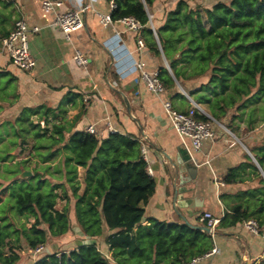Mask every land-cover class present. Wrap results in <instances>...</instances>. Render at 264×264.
<instances>
[{
	"label": "trees",
	"instance_id": "16d2710c",
	"mask_svg": "<svg viewBox=\"0 0 264 264\" xmlns=\"http://www.w3.org/2000/svg\"><path fill=\"white\" fill-rule=\"evenodd\" d=\"M106 1L114 5L109 13L112 22L124 18L137 21L141 25L139 32L149 37L148 50L156 56L161 51L168 61L170 71L157 69L167 94L173 92L176 83L186 86L193 101L203 104L210 118L225 123L223 119L229 110H240L242 98L248 100L254 89V94L264 93V0L218 2L202 9V14L185 0H178L175 9L166 14L163 25L155 29V35L150 29L149 13L156 0ZM202 78L206 79L204 83L199 82ZM62 105L63 102L56 108L25 107L14 117L16 125L22 124L12 127L17 137L30 129L36 143L34 149L59 151L63 155L64 181L50 186L45 178L37 177L33 184L29 182L33 179L21 181L13 190L14 211L32 223L20 232L10 229L8 223H0V264H16L20 260V239L25 248L33 251L44 247L50 239L66 235L70 230V212L83 240L104 237L115 264H184L213 248L211 236L201 229H209L206 220L194 225L184 218L180 223L149 218L148 224L142 225L144 207L155 191V182L147 173L142 156V141L129 134L109 133L103 137L76 130L79 117L68 121ZM262 115L264 122V111ZM31 116H35L36 124L29 120ZM195 118L209 121L204 115ZM248 124L251 126V122ZM225 127L233 131L229 125ZM257 142L258 139L249 148L255 163L246 155L248 163L229 168L220 179L227 186L251 182L256 186L226 195L234 202L214 233L254 221L258 233L264 236V143ZM78 169L82 170L81 183L77 180ZM246 170L254 175L253 181L243 178ZM58 188L61 195L55 192ZM59 197L66 204L57 210ZM11 238H15L13 243ZM7 244L10 247L6 254ZM262 254L264 257V247ZM33 264L110 261L95 242L82 241L75 248L44 254ZM259 264H264V259Z\"/></svg>",
	"mask_w": 264,
	"mask_h": 264
},
{
	"label": "crops",
	"instance_id": "0c3cea01",
	"mask_svg": "<svg viewBox=\"0 0 264 264\" xmlns=\"http://www.w3.org/2000/svg\"><path fill=\"white\" fill-rule=\"evenodd\" d=\"M41 1L0 2V46L1 40L12 30L17 20L22 19L29 27L38 28L36 33L29 35L28 42L29 52L36 62L32 71L21 72L13 69L6 55L0 50V124L5 120L8 122V117L14 119L22 108H36L40 105L56 108L63 102L65 114L69 115L68 121L72 122L74 118L79 117L75 124L76 130L85 131L88 126H93L97 134L107 137L108 126H111L115 133L129 134L142 141L147 169L155 182L154 194L144 207L142 225H147L149 218L168 223H180L184 218L188 223L195 225L198 221L201 222L204 214L220 220L234 202L233 198L226 195L235 194L236 186L223 183L218 186L213 178L221 179L229 168L243 161L245 155H248L250 145L254 146L257 141V138L253 137L250 145L246 144L242 142L243 138L238 139L225 127L229 125L233 130L245 131L242 110H229L228 116L223 119L225 123L216 122V126L212 124L214 140L204 141L200 150L192 152L191 157L197 169L194 197L202 205L199 206V202L191 200V207H178L173 200L172 179L175 171L168 159L174 161L182 143L170 126L163 102L168 100L172 109L183 113L194 102L189 95V89L176 83L174 92L156 97L147 91L138 71L132 70L124 77L118 75V68L128 71L129 66L116 54H130L135 61L144 64L146 71H157L160 67L167 69L164 62L167 60L161 51L156 56L148 50L149 37L144 33L129 32L118 21L100 24V15L110 13V3L106 0H96L93 11L83 15L84 27L73 33L69 40L64 38L63 33L54 24V14L75 9L87 0H59L62 5L55 9V13L44 12L40 7ZM156 2L149 13V25L154 31L163 25L169 12L165 5L162 7ZM169 6L172 7L171 2ZM115 34L120 38L124 53L111 51L114 45L110 41ZM138 39L143 47L138 46ZM76 50L81 51L88 59L86 68L77 66L72 59ZM205 81L206 79L202 78L199 82ZM197 105L206 111L203 104ZM101 124L104 125L103 129ZM252 132L253 130L248 133ZM220 195L224 197L220 198ZM208 234L211 236L212 246L216 247L217 251L202 264H259L264 259L263 235L262 241L260 234L254 235L245 229L244 222ZM106 235L107 233H104V236ZM81 238L82 240L78 239L80 244L82 241L87 244L95 242L110 264H115L103 242L104 237L95 241L83 240V236ZM44 249L45 247L42 251ZM52 252L55 251L42 255Z\"/></svg>",
	"mask_w": 264,
	"mask_h": 264
},
{
	"label": "rangeland",
	"instance_id": "374dc122",
	"mask_svg": "<svg viewBox=\"0 0 264 264\" xmlns=\"http://www.w3.org/2000/svg\"><path fill=\"white\" fill-rule=\"evenodd\" d=\"M159 2V5L162 7L165 5L167 11H172L175 9L178 0H156ZM188 6L192 9H198L202 14V9L210 8L213 4L218 2H227L229 0H185ZM156 2V3H157ZM167 2V4H166ZM171 2L172 7L169 6ZM154 6V5H153ZM153 9H151L152 11ZM203 17V15H201ZM256 90L252 91V94L249 95V99L242 98L239 105L242 113V120L245 124V131H236L232 132L238 137H241L244 140L242 142L248 143L250 145L253 137L258 139L257 143H264V122H263V111H264V93L254 94ZM174 92V90H173ZM175 96V94H174ZM36 109V108H33ZM207 112V111H206ZM240 114V112H239ZM66 119H69L68 113L64 116ZM9 119V120H8ZM34 124L37 123L35 116L29 118ZM6 121V120H5ZM3 122L0 124V223L9 224V228L16 230L18 232L22 231L25 228H28L32 223L31 219H26L25 215H18L12 205L14 203L12 198L13 190L22 182L34 183L35 178L41 177L45 178L46 181L51 185H59L63 182L62 179V170H63V155L58 153L48 151V149H34L36 143L31 130L22 131L19 137L15 134V126H21L22 124L14 122V119L10 117L7 118L8 122ZM248 121L251 122L249 126ZM58 122V121H57ZM59 122H61L59 120ZM216 126V123H212ZM243 125V124H242ZM27 127V124H24ZM104 125L101 124L102 129ZM226 126V125H225ZM45 125L41 126L44 128ZM253 130L252 133H248ZM104 133L105 131H101ZM246 132V133H244ZM19 133V131H18ZM101 133V134H102ZM245 134V135H244ZM229 136L228 134H226ZM248 139V140H247ZM242 140V139H241ZM24 141V142H23ZM41 145H49V143H40ZM257 145V144H256ZM253 147V145H250ZM249 152V151H248ZM246 156V155H245ZM249 156V155H247ZM244 157V156H243ZM252 157V156H251ZM45 159V160H44ZM248 163V159L244 157L242 162ZM252 161V160H251ZM239 163V164H240ZM254 163V161H252ZM149 166L150 163H149ZM22 171L30 172V176L24 179H17V176ZM82 170L78 169L77 180L81 183L82 180ZM254 175L246 170L243 178H251L253 181ZM255 187V183L251 182L249 184H240L236 186V193L246 190L247 188ZM12 189V190H11ZM55 192L58 195H61L60 188L56 189ZM66 204V201L59 197L57 199V204L55 209L60 210ZM69 207H73V201L69 203ZM70 218V230L66 235L56 239H50L49 242L44 246L45 249L40 253L33 254L29 249L25 248V245L21 242L20 239V260L16 264H31L34 259H37L43 253H48L49 251L63 252V250H69L70 247L74 246L73 243L75 240L81 239L82 236L79 234L80 231L75 222V218L72 212L69 214ZM3 219V220H1ZM262 240V235L259 236ZM11 243L15 241V238L9 240ZM263 241V240H262ZM9 242V243H10ZM19 242L15 244L18 246ZM10 244L4 248V252L7 254Z\"/></svg>",
	"mask_w": 264,
	"mask_h": 264
},
{
	"label": "built area",
	"instance_id": "2783aa9c",
	"mask_svg": "<svg viewBox=\"0 0 264 264\" xmlns=\"http://www.w3.org/2000/svg\"><path fill=\"white\" fill-rule=\"evenodd\" d=\"M1 2H8L10 0H0ZM96 0H87L84 4H79L75 9H69L62 13H55V9L59 8L62 5V2L59 0H42L40 7L44 12H54V24L58 29L63 33L66 40L70 39V36L81 30L84 27L83 15L88 11H93V7ZM110 3V11L114 7L112 1ZM112 21L109 18V14L102 16L100 15V24L106 25ZM126 27L127 31L132 33H137L141 25L132 18H124L118 21ZM38 31L37 27H29L25 21L22 19L15 21L12 30L8 33L6 37L1 40L0 50L6 55L11 66L21 72L32 71L36 62L29 52V35L36 33ZM153 34L155 35L154 29H152ZM114 45L112 47L113 53H118L122 51V43L117 34L110 41ZM139 47H143V44L140 39L137 40ZM120 49V50H118ZM118 58H122L121 61L129 66L128 71H123V69L118 68L117 73L120 77H124L128 72L138 71L140 78L144 83L147 91L153 94L156 97L167 94L165 88L158 79L157 71L151 70L146 71L143 66L144 64L138 61H135L130 54L124 53V56L116 54ZM77 66L81 68H86L88 65V59L83 55L79 50H76L73 58ZM163 107L168 113L170 120V126L175 134L181 141V145L186 149L188 155L191 156L192 152H197L200 150L202 143L207 140H214L215 133L212 131V123H216L209 115L200 108L199 105L192 103L191 107L184 113L178 112L171 108L168 100H164ZM195 115H204L209 118V121H199L195 118ZM40 125L43 126V123L40 122ZM85 132L90 135H96L97 131L93 126H88L85 129ZM109 133H115L111 126H108ZM143 159H145V151L141 149ZM192 158V157H191ZM147 173L151 174L147 169ZM214 182L218 186H222L220 179L216 177L213 178ZM206 220L209 225V232L213 234L216 225L218 224V219H213L209 214H204L200 221ZM245 229L254 234L259 235L258 227L254 221L244 222ZM264 239V236H263ZM43 247H38L35 250H29L33 254L40 253ZM216 247H213L208 253L192 258L191 260L185 262L184 264H202L209 257L216 253Z\"/></svg>",
	"mask_w": 264,
	"mask_h": 264
},
{
	"label": "water",
	"instance_id": "95a60500",
	"mask_svg": "<svg viewBox=\"0 0 264 264\" xmlns=\"http://www.w3.org/2000/svg\"><path fill=\"white\" fill-rule=\"evenodd\" d=\"M150 20V16H149ZM151 22V21H150ZM150 29L152 30L153 27L150 25ZM166 68L169 71V65L167 61H165ZM13 69H15L13 66H11ZM183 91V90H182ZM194 103V102H193ZM248 155L254 161L252 155L250 152H248ZM168 163L173 166V169L175 171L174 177L172 179V188L174 190L173 193V200L177 204L178 207H191V200L194 202H199V206L202 205L200 201L196 199L194 190H195V178L197 174V169L194 163V160L191 158V156L188 155V152L186 149L181 145V149L177 150L176 156L174 161L168 159ZM255 163V162H254ZM30 176V172L28 171H22L18 176L17 179H24L26 177ZM183 200V201H182ZM182 201V203H181ZM206 233H209L208 228H201ZM74 246H79L80 242L79 240H75L73 243Z\"/></svg>",
	"mask_w": 264,
	"mask_h": 264
}]
</instances>
